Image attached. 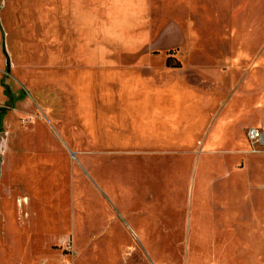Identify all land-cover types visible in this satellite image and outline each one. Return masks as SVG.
Wrapping results in <instances>:
<instances>
[{
	"label": "rangeland",
	"instance_id": "rangeland-1",
	"mask_svg": "<svg viewBox=\"0 0 264 264\" xmlns=\"http://www.w3.org/2000/svg\"><path fill=\"white\" fill-rule=\"evenodd\" d=\"M66 2L0 0L5 244L18 236L20 264H239V247L253 242L249 206L264 203V142L252 144L247 132L254 127L242 130L239 121L264 118L260 97L253 93L217 123L221 108L194 127L182 112L160 152L93 144L76 121V71L44 60L45 26L59 31ZM124 4L101 0V26L129 13ZM247 19L249 32L239 31V50L246 51L241 90L264 68V0L239 1V21ZM60 37L52 38L57 48ZM114 37L123 40L121 32ZM169 56L175 64L176 51Z\"/></svg>",
	"mask_w": 264,
	"mask_h": 264
},
{
	"label": "crops",
	"instance_id": "crops-1",
	"mask_svg": "<svg viewBox=\"0 0 264 264\" xmlns=\"http://www.w3.org/2000/svg\"><path fill=\"white\" fill-rule=\"evenodd\" d=\"M68 1L59 31L45 26L44 60L76 71V121L93 144L149 155L160 152L157 146L177 133L182 112L183 122L191 121L194 127L202 117L200 121H206L211 110L221 108L217 123L253 93L264 112V68L245 78L249 82L242 90L244 83L238 84L239 65L246 62V51L239 50V31L249 32L251 25L248 19L239 21L243 0H123L129 13L108 20L106 26L100 24L101 0ZM112 11L108 9V15ZM117 32L122 42L111 41ZM53 33L61 35L58 48ZM169 50L176 51L180 68L167 66ZM246 119L239 121L242 130L264 126V118H253L250 125ZM249 208L253 242L247 249L239 247V264H264V203L251 202ZM2 217L0 264H20L18 236L8 235L5 244ZM245 255L250 258L242 263Z\"/></svg>",
	"mask_w": 264,
	"mask_h": 264
},
{
	"label": "built area",
	"instance_id": "built-area-1",
	"mask_svg": "<svg viewBox=\"0 0 264 264\" xmlns=\"http://www.w3.org/2000/svg\"><path fill=\"white\" fill-rule=\"evenodd\" d=\"M247 138L251 141L252 144L264 142V134L257 128H250L247 132Z\"/></svg>",
	"mask_w": 264,
	"mask_h": 264
},
{
	"label": "trees",
	"instance_id": "trees-1",
	"mask_svg": "<svg viewBox=\"0 0 264 264\" xmlns=\"http://www.w3.org/2000/svg\"><path fill=\"white\" fill-rule=\"evenodd\" d=\"M171 62H172V58H171V56H169L167 59V63H166L168 67H172V68H180L181 67L178 60L175 62V64H172Z\"/></svg>",
	"mask_w": 264,
	"mask_h": 264
},
{
	"label": "water",
	"instance_id": "water-1",
	"mask_svg": "<svg viewBox=\"0 0 264 264\" xmlns=\"http://www.w3.org/2000/svg\"><path fill=\"white\" fill-rule=\"evenodd\" d=\"M3 53H4L6 60H7V66L10 67V65H11L10 58H9L7 51H6V45H5L4 39H3Z\"/></svg>",
	"mask_w": 264,
	"mask_h": 264
},
{
	"label": "bare ground",
	"instance_id": "bare-ground-1",
	"mask_svg": "<svg viewBox=\"0 0 264 264\" xmlns=\"http://www.w3.org/2000/svg\"><path fill=\"white\" fill-rule=\"evenodd\" d=\"M239 38H241V36H240ZM241 41H242V40H241ZM59 224H60V223H59ZM65 226H66V225H65ZM66 227H67V226H66ZM66 227H65V228H66ZM66 230H67V229H66ZM60 231H61V229H60Z\"/></svg>",
	"mask_w": 264,
	"mask_h": 264
}]
</instances>
